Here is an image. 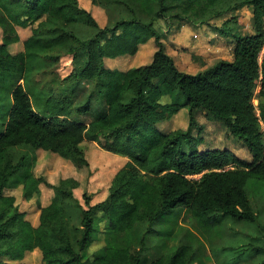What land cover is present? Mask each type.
Masks as SVG:
<instances>
[{"label":"trees","instance_id":"trees-1","mask_svg":"<svg viewBox=\"0 0 264 264\" xmlns=\"http://www.w3.org/2000/svg\"><path fill=\"white\" fill-rule=\"evenodd\" d=\"M92 1L105 7L123 4L132 17L82 39L72 24L99 26L79 0H0V264H11L3 258L22 261L35 250L41 252L42 264H193L196 249L190 243L145 263L146 234L139 247L110 241L88 261L83 256L95 238L99 212L114 234L138 224L148 232L165 214L182 207L205 226H216L219 216L259 220L249 185L264 184V0ZM244 6L252 7L255 31L234 37L233 58L196 74L181 71L159 28L174 19L203 21ZM17 26L31 27L32 34L23 51L12 53L9 46L20 41ZM151 38L157 49L150 63L106 68V58L134 55ZM67 55L75 68L62 78L57 66ZM79 79L92 80V96L108 106L88 123L70 117L71 97L59 93ZM185 107L187 128L167 133L157 128ZM197 110L224 121L251 159L230 148L199 150L196 140L203 138L192 134ZM86 141L128 158L108 197L92 205L84 193L88 208L76 225L63 201L74 197L79 181L62 179L49 204L38 200L39 224L33 225L5 190L22 184L26 199L40 195L43 178L33 172L35 151L57 153L84 167ZM256 251L264 255L263 247ZM254 264H264V256Z\"/></svg>","mask_w":264,"mask_h":264},{"label":"rangeland","instance_id":"rangeland-1","mask_svg":"<svg viewBox=\"0 0 264 264\" xmlns=\"http://www.w3.org/2000/svg\"><path fill=\"white\" fill-rule=\"evenodd\" d=\"M81 7L91 12L98 23V28L85 24H72V29L82 38L88 39L105 26L113 27L121 19L132 17L131 11L119 3L100 6L92 0H79ZM163 33V42L168 54L176 60L177 66L183 72L196 74L214 65L221 59H232L236 35L254 33L253 13L251 6L239 9L232 8L224 14L203 21H192L188 18L174 19L167 28L160 27ZM20 41L9 46V51L18 53L24 50L25 40L32 34L31 27L17 26ZM3 29L0 26V43L3 40ZM157 49L153 38L139 46L136 54L121 55L105 59L108 69H121L137 67V62L142 65L152 61ZM129 58V59H128ZM132 59L131 61H129ZM58 72L62 78H67L74 68L75 63L71 55L61 58ZM68 89H60L62 96L69 94L72 100L70 117L76 121L90 122L99 115L107 112L108 106L105 99L92 96L94 83L92 80L79 79L69 82ZM183 101L184 97H180ZM258 103V101H256ZM197 126L192 134L203 138L196 140L197 148H230L240 158L251 159L246 146L238 137L232 135L224 121L212 115L197 110ZM189 113L187 108L181 109L171 119L163 121L157 128L164 133L178 128H187ZM88 165L75 166L70 160L57 153L38 149L35 151L36 161L33 172L42 177L41 194H35L31 199H26L22 184L5 190L6 195L16 198L15 205L25 212L24 218L33 225L39 224L40 208L49 204L54 195V186L59 185L62 179L74 177L79 181V186L74 190V197L66 199L63 204L76 225L80 224L82 210L88 208L84 193L91 196L90 204L95 205L105 200L110 193V186L117 172L124 166L127 157L113 153L103 148L97 142H84ZM254 181V180H253ZM251 182V181H250ZM249 197L252 205L260 212L257 222L238 220L231 217H218L216 226H205L200 223L186 208H178L165 214L162 219L146 229V225L138 224L129 232L114 234L107 227V219L98 213L95 219L94 240L84 252V259L88 261L92 256L102 250L110 241L120 245L139 247L143 235L145 246L143 261L150 262L163 251L173 250L182 243H190L196 249L193 264H254L264 256L258 255L256 247L264 248V184L251 183ZM11 264L25 262L27 264H42V254L39 250L27 252L22 261H10Z\"/></svg>","mask_w":264,"mask_h":264},{"label":"crops","instance_id":"crops-1","mask_svg":"<svg viewBox=\"0 0 264 264\" xmlns=\"http://www.w3.org/2000/svg\"><path fill=\"white\" fill-rule=\"evenodd\" d=\"M133 57H134V55H133ZM118 58V57H117ZM109 59V58H108ZM113 59V58H112ZM115 59V58H114ZM129 59V58H128ZM107 60V59H106ZM132 59H130L129 61H131ZM230 60V59H229ZM140 65H142V63L141 62H137V64L136 65H134V66H140ZM133 67V66H132ZM127 69H129V68H127Z\"/></svg>","mask_w":264,"mask_h":264}]
</instances>
